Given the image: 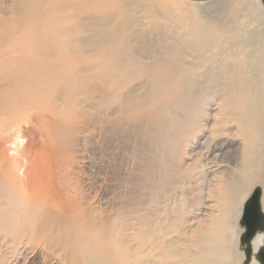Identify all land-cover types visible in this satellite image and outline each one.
I'll return each instance as SVG.
<instances>
[{
	"label": "bare ground",
	"instance_id": "1",
	"mask_svg": "<svg viewBox=\"0 0 264 264\" xmlns=\"http://www.w3.org/2000/svg\"><path fill=\"white\" fill-rule=\"evenodd\" d=\"M2 1L1 227H10L18 235L3 251L1 260L12 255L13 264H134L136 260L148 264L145 245L140 246L142 250L136 252L131 263L132 250L122 237L128 231L126 225L117 228L113 220L105 221L111 218L106 212H92L90 203H82L83 193H75L74 198L65 194L58 187L59 176L52 161H41L47 171L35 170L38 162H29L34 155L26 147L30 148L36 132L43 138L41 151L52 152L67 132L94 126L110 135L122 133L130 141L147 138L152 152L162 150L163 136H167L165 128L161 129L162 120L168 119L170 126H175L172 108L183 106L185 98L195 92V84L221 69L229 71L225 63L228 44L240 35H235V29L242 17H249L251 24L259 21L257 6H253L261 7V0H7L10 5ZM250 88V81L243 79L240 93L225 104L223 112L228 109L235 113V108L244 106ZM83 103L96 112L94 117ZM259 105L262 121L264 95ZM234 113L243 127L247 116ZM223 120L218 124L224 129L228 121ZM7 149L16 163L2 156ZM23 152L30 158L23 159ZM226 185L223 193H212L219 204V215L198 241L199 258L194 264L246 263L245 247L233 237L234 229L228 239L224 236L234 197V189ZM115 193L106 197L111 201ZM124 195L121 197L126 200ZM123 204L121 213L128 207ZM105 205L108 207V203ZM142 216L144 228L146 218ZM260 234L251 244V264H260L258 254L264 248ZM142 237L146 236L141 235L140 240ZM134 245L132 249L139 243ZM8 259L3 264H9Z\"/></svg>",
	"mask_w": 264,
	"mask_h": 264
},
{
	"label": "rangeland",
	"instance_id": "2",
	"mask_svg": "<svg viewBox=\"0 0 264 264\" xmlns=\"http://www.w3.org/2000/svg\"><path fill=\"white\" fill-rule=\"evenodd\" d=\"M4 1L10 5L7 0H3L2 3ZM263 5L264 1L261 0V7L253 6L254 9L257 6V12L259 10V14L255 12V15L260 24L257 21L251 24L250 18L244 16L237 31L235 29V35H240L237 39L235 36L232 43L228 44V54L225 55L229 71L221 69L215 73L216 75L201 79L195 84L193 88L195 92L185 98L183 106L172 108L175 126H170L168 119L162 120L161 129L165 128L167 131L164 132L167 136L166 138L163 136L161 143L162 150L152 152L147 138L142 142L130 141L125 139L122 133L110 135L98 127L80 126L75 131L61 136L57 147L47 153L41 151L44 147L43 138L35 132L30 148L26 147L34 155L33 158L23 152V159L30 158L29 162H38L39 168L35 169L38 171H47L45 163L44 167H41L43 159L51 160L59 176L58 187L69 197L74 198L75 193L81 192L84 194L82 203L85 205L90 203L92 212H106L111 218L106 217L105 221L113 220L117 228L126 225L124 227L128 228V231L122 237L128 240L129 248L132 250L131 263L136 259V252L142 250L140 246L145 245L143 250L149 254L146 261L148 264H166L169 260L172 264V260L181 259L191 261L188 264H194L199 258L196 253L199 252L198 241L219 215V204L212 197V193L219 191L223 193V184L230 185L232 191L234 189L232 192L234 197L231 196L233 207L231 206L230 217L224 225V236L228 239V235L232 233L230 230L234 229L235 234L232 235L240 244V237L243 234V229L239 225L242 209L255 189H262L264 194V119L261 121L259 118L260 99L264 95ZM243 79L250 81L251 88L249 95L245 97L247 103L235 108L237 110L235 113L240 112V115L247 116V122L241 127L240 122L233 116L234 112L225 109L227 111L224 113L223 108L230 99L240 93L238 90ZM79 99L83 101L84 97L79 96ZM82 105L93 117L95 116L94 110L85 103ZM250 112H253L252 115ZM223 119L228 121L224 129L218 124L219 121L224 122ZM13 142L16 144L17 139L15 138ZM163 151L166 153L165 157ZM8 152L9 149L5 150L2 156L10 158L11 164L16 163L13 155ZM211 163L216 167L211 169L212 165H208ZM15 168L17 171L20 169L19 166ZM110 193H115L114 196L117 194L111 201L106 197ZM123 193L126 194L124 195L126 200L122 198ZM240 193L241 196L238 195ZM263 194L261 204L264 212ZM121 204L128 206L127 211L130 213L124 211L122 215ZM126 215L128 217H125ZM140 216L146 218L143 219L147 231L142 227ZM125 221L133 227L130 229L129 224L123 223ZM134 222L139 226L136 227ZM133 233H136L137 238ZM263 234L264 232L260 237H264ZM17 235L18 232L10 227H1L0 203V264L1 261L3 264L8 259L1 260V256L4 255L3 251L8 250L6 247L13 244ZM129 235L133 242H130ZM141 235L146 237L140 240ZM1 241L6 244L1 245ZM134 242L139 245L136 243L134 245ZM238 244L236 247L240 250ZM133 245H137L138 250L136 247L132 249ZM14 254L18 255L17 252ZM14 259L15 257L10 255L9 264H13ZM134 264L139 263L136 260Z\"/></svg>",
	"mask_w": 264,
	"mask_h": 264
},
{
	"label": "water",
	"instance_id": "3",
	"mask_svg": "<svg viewBox=\"0 0 264 264\" xmlns=\"http://www.w3.org/2000/svg\"><path fill=\"white\" fill-rule=\"evenodd\" d=\"M192 1H210V0H192ZM262 189H255L247 202L245 203L242 211V216L239 222L241 229L244 233L240 237L241 246L245 247L246 263L252 262L253 249L252 242L254 238L264 232V212L262 209ZM260 264H264V251L258 255Z\"/></svg>",
	"mask_w": 264,
	"mask_h": 264
},
{
	"label": "flooded vegetation",
	"instance_id": "4",
	"mask_svg": "<svg viewBox=\"0 0 264 264\" xmlns=\"http://www.w3.org/2000/svg\"><path fill=\"white\" fill-rule=\"evenodd\" d=\"M262 251H264V248H262V249L259 251V254H260ZM259 254H258V255H259Z\"/></svg>",
	"mask_w": 264,
	"mask_h": 264
}]
</instances>
